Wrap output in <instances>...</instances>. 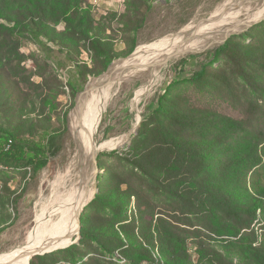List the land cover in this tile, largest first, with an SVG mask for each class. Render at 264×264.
<instances>
[{"label": "trees", "instance_id": "obj_1", "mask_svg": "<svg viewBox=\"0 0 264 264\" xmlns=\"http://www.w3.org/2000/svg\"><path fill=\"white\" fill-rule=\"evenodd\" d=\"M138 1L137 14L152 5ZM22 38L46 50L58 46L79 76L102 74L132 54L137 40L115 51L85 0H0V166L37 175L61 150L66 130L52 127L40 109L42 94L28 102L21 95L14 62L24 57ZM83 49L93 50L104 70L81 60ZM192 80L260 108L238 119L192 104L175 91L179 82L170 86L118 155L129 173L88 205L80 242L36 255L31 264H63L57 253L72 264H264V42L227 40ZM43 103L55 108L47 97Z\"/></svg>", "mask_w": 264, "mask_h": 264}, {"label": "rangeland", "instance_id": "obj_2", "mask_svg": "<svg viewBox=\"0 0 264 264\" xmlns=\"http://www.w3.org/2000/svg\"><path fill=\"white\" fill-rule=\"evenodd\" d=\"M85 1L98 25L113 38L115 51L121 52L129 49L135 39L137 40L136 49H138L139 45L151 43L165 36L177 35L189 24L203 22V19L208 18L226 0H150L152 5L146 6L144 11L138 14L132 9V5L139 3L138 0ZM246 1H250L249 4L253 8L262 2V0ZM240 18L243 19L244 16ZM64 28V23L58 25V30ZM248 32L253 35L245 41L239 37ZM229 39L245 43L264 42V20L254 24L247 31L233 34ZM50 46L51 49L46 50L33 39L22 38L20 52L25 58L16 59L14 62L19 74L16 75V80L19 82L21 95L25 101H31L36 91L42 94L38 106L45 111L47 115L45 116L49 117L52 127L62 131L66 130V132L61 142V150L51 157L46 168L39 174H33L28 168L0 166V253L14 252L29 241L36 226L35 219L41 209L43 197L52 196L56 178L62 172L64 173L73 160L77 144L71 137L70 115L72 116L71 113L77 106L78 99L87 84L107 73L113 62L133 55L132 53L127 57L115 58L98 76H79L75 64L66 52L61 51L52 43ZM217 47L199 52H188L166 63V67H160L156 84L148 92L150 73L138 74L131 81H124L117 85L114 97L108 103L98 135L99 141L107 139L109 145L98 155L101 173L93 184L96 192L92 200L84 207L81 218L90 212L88 205L101 189H111L118 185L116 184L118 175L126 177V173H129L125 164L118 159V155H124L123 152L129 149V140L131 137L133 140L136 136L133 133L144 116L155 110L159 96L176 82L179 84L177 83L175 91L199 107H210L238 119H245L249 110L260 108L255 103L251 108L250 101L245 97L235 99L225 91L206 88L202 82L192 80L194 74L201 70L202 64L212 61L213 52ZM80 59L91 68L104 70L103 63L93 50L83 49ZM220 65V62H216L210 64L209 68L215 69ZM25 76H28L30 82L24 78ZM69 81L75 84L76 92L69 86ZM13 97L17 96L13 95ZM46 97L52 101L55 108L51 109V104L43 103ZM259 103L264 102L260 100ZM261 179L264 180V174ZM135 204L134 198L132 208ZM255 226L260 229V223H256ZM199 227L195 226L192 229ZM79 237L80 234H77L76 239ZM209 242L215 244L216 240L210 239ZM191 248V252L196 249L194 245ZM57 251L58 249L47 253ZM56 256L61 259V263L72 264L62 258V254L57 253Z\"/></svg>", "mask_w": 264, "mask_h": 264}, {"label": "bare ground", "instance_id": "obj_3", "mask_svg": "<svg viewBox=\"0 0 264 264\" xmlns=\"http://www.w3.org/2000/svg\"><path fill=\"white\" fill-rule=\"evenodd\" d=\"M249 2L226 0L216 7L210 19L189 24L182 34L139 45L136 53L119 60L109 72L92 80L91 89L80 95L70 115L71 137L77 144L73 160L64 173L61 171L62 174L56 178L52 196H42L41 209L36 215V226L29 241L14 252H1L0 264H29L33 251L51 252L75 242L76 239H73L79 234L80 215L96 192L94 186L89 184L96 170L94 157L109 145L107 139L99 141L98 135L117 85L131 81L138 74L150 73L148 92L156 84L160 67L167 66L160 63L169 54L212 49L216 42L227 35L240 32L249 23L263 18L264 0L255 8ZM233 26L236 27L231 32Z\"/></svg>", "mask_w": 264, "mask_h": 264}, {"label": "water", "instance_id": "obj_4", "mask_svg": "<svg viewBox=\"0 0 264 264\" xmlns=\"http://www.w3.org/2000/svg\"><path fill=\"white\" fill-rule=\"evenodd\" d=\"M208 19H210V17L205 18V19H203V20H208ZM263 20H264V17H263V18H260V19H258V20H256V21H254V22L249 23L248 25H246L245 29H243L242 31H247L251 26H253L254 24L259 23V22H261V21H263ZM235 27H236V26L231 27V32L234 31V28H235ZM242 31H240V32H242ZM182 33H183V32H180V33H178V34H182ZM236 33H238V32L231 33V34L227 35L225 38L219 40L218 42H216V43L214 44V47H217V46L219 47V46L225 44V43L227 42V40H228L233 34H236ZM178 34H177V35H178ZM218 47H217V48H218ZM205 50H206V49H205ZM136 51H137V49H135V51L133 52V54L136 53ZM199 51H203V50L191 51V52H199ZM185 52L188 53V51H185ZM183 54H185L184 51H176V52H173V53L169 54V55L166 57V60H165L163 63H160V64H161V65L166 64V63H168V62L174 60L175 58H177V57H179V56H181V55H183ZM115 63H116V62H113V63L110 65V67H109V69H108L107 72H109V71L111 70V68L115 65ZM100 77H101V76H100ZM119 79H120V78H118V80H119ZM91 82H92V81H91ZM91 82H89V83L87 84L86 88L84 89V91H83L81 94H83V93L89 91V89H91V88H90V84H91ZM142 121H143V120H142ZM141 123H142V122H140L139 126L137 127V129L134 131L133 134H136V135H137V134L139 133V129H140V127H141ZM131 141H132V137H131V139H130V144H131ZM99 153H100V152H99ZM99 153H97V154L95 155V157H94L96 170H95V172H94V177H92V178L90 179V181H89V184H90L91 186L94 184L95 179H96V178L99 176V174L101 173V167H100V163H99V161H98V155H99ZM93 178H94V179H93ZM93 197H94V196H93ZM90 200H92V198H91ZM79 222H80V225H79V234H80V232H81V228H82L81 215H80V218H79ZM80 239H81V234H80L79 239H76L74 243H79V242H80ZM64 248H65V247H64ZM46 253H47V252H42V250H40V251H33V252H31V255L33 256L32 259H33L36 255H43V254H46ZM33 254H34V255H33ZM32 259H31V261H32ZM31 261H30L29 264H31Z\"/></svg>", "mask_w": 264, "mask_h": 264}]
</instances>
